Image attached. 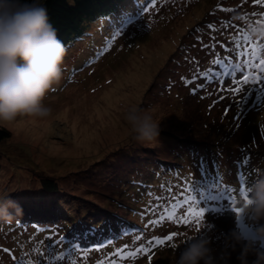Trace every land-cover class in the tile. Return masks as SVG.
Returning a JSON list of instances; mask_svg holds the SVG:
<instances>
[{
  "label": "rangeland",
  "instance_id": "rangeland-1",
  "mask_svg": "<svg viewBox=\"0 0 264 264\" xmlns=\"http://www.w3.org/2000/svg\"><path fill=\"white\" fill-rule=\"evenodd\" d=\"M129 2L127 16L98 18L65 46L62 78L43 101L52 110L48 118L20 117L0 126L10 132L0 141V196L16 198L30 189L34 200L41 195L45 204L75 209L48 227L0 221V264H175L194 230L210 239L218 264H241L242 244L231 234L256 239L233 206L244 202L245 170L264 169L243 149L246 139L264 141V91H257L264 90V72L256 67L264 59V41L247 36L250 22H264V0ZM230 64H241L242 71L229 77L224 69ZM130 107L160 125L154 142L133 138L124 118ZM255 128L261 132L250 131ZM216 136L225 138L224 152L209 150L211 160L198 159L205 139ZM179 138L186 142L178 144ZM43 175L57 182L58 195L40 193L32 183ZM221 188L228 195H205L173 212L185 195L199 200L201 192ZM122 203L129 207L118 211L115 205ZM193 206L206 210L199 226L195 219L181 221ZM134 219L137 227L131 228ZM137 249L148 251L127 255ZM69 252V259H60ZM246 259L252 264L256 256Z\"/></svg>",
  "mask_w": 264,
  "mask_h": 264
},
{
  "label": "clouds",
  "instance_id": "clouds-1",
  "mask_svg": "<svg viewBox=\"0 0 264 264\" xmlns=\"http://www.w3.org/2000/svg\"><path fill=\"white\" fill-rule=\"evenodd\" d=\"M247 36L252 41H264V22H250ZM66 52L49 22L47 9L38 0H0V126L20 117L45 119L51 115L52 110L43 101L62 78ZM124 118L137 142L152 143L160 136V125L144 110L130 107ZM246 192L237 218H247L256 239L245 242L237 232L231 239L242 244L241 264H248L249 253L256 256L252 264H264V169L253 170ZM11 209L22 211L10 197L0 196V217L10 218ZM194 231L195 235L182 241L186 246L175 264H218L210 239L198 235L200 230Z\"/></svg>",
  "mask_w": 264,
  "mask_h": 264
},
{
  "label": "trees",
  "instance_id": "trees-1",
  "mask_svg": "<svg viewBox=\"0 0 264 264\" xmlns=\"http://www.w3.org/2000/svg\"><path fill=\"white\" fill-rule=\"evenodd\" d=\"M21 2L32 3L33 0H21ZM38 2L47 9L49 22L56 30L58 39L61 40L65 46L68 45L71 41L85 34V31L88 28V26H90L91 22L96 21L98 18L101 19L104 17H108V18L117 17L118 19H120L123 18L124 16H127L129 14V9H130L129 0H38ZM122 7H124V10L126 11L125 13H120V9ZM236 38H238L237 39L238 42L240 38L239 37ZM255 129L257 130H250V131H256V133L260 131L258 128ZM9 136H10V132L8 130L0 129V141ZM173 136L174 135H172V137ZM256 137H259V135H257ZM173 141L174 140H172L171 142ZM177 141L178 144L179 143L184 144V142H186L185 140L180 141V138L177 139ZM205 141L207 142V146H206L207 149L204 150L205 152H201L200 154L196 152H192L191 155L193 157L198 154V159L202 160L206 158L207 160L209 156L206 155L209 154V150L215 153L217 151L222 153L224 152V148L227 145L225 138H222L221 136H216L210 140L205 139ZM205 141H203V143H205ZM245 141H246L245 142L246 145L244 144L243 147L245 152L249 153L252 156H258L261 159V162L264 164V141L261 142L259 138H255V140L246 139ZM223 143L225 144V146ZM186 148L183 147L182 150L185 159L187 152ZM170 151L177 152L179 151V149L177 147L170 146ZM211 157L214 159V155ZM206 160L204 161V163H206ZM209 160L211 159L209 158ZM252 176H253V170H245V175H244L245 179L244 181H242L243 188L246 189L247 184L249 180L252 178ZM32 181H33L32 183H36V185L38 184L41 190L40 193H44L48 195H58L60 193V189L56 186L57 182H55V180H50V178H47L44 175L36 176L35 178L32 179ZM24 193H21L22 195H19L18 197L15 195L16 198L15 197L12 198L11 196H9L12 201H14L16 204L20 206V209L22 211L17 212L15 209H11L10 218L2 217V219L0 218L1 222L6 219L7 223L5 224H10L11 222H14L15 224L18 223V227L22 226V224L25 227H28L29 225L32 224H40L41 227L46 225V227H48L49 224H51L56 219H65L70 216L69 213H73L75 211V209L72 211H68V210L64 211L60 208V206L57 207L56 204L55 205L45 204L42 202V199H47V198H42L41 195L38 198L39 200L37 199L34 200L30 195V189L24 191ZM115 206L116 208H118V211H121L122 209L121 206L127 209L129 207L127 204L124 203ZM125 214L128 215L129 217L128 213ZM132 215L130 216L133 217ZM126 221H130V220H124L123 223ZM135 222H137L136 219H134V222H132L134 226H131V228L137 227ZM4 227L7 229L6 225H4ZM249 229L252 230L255 234L253 227H250Z\"/></svg>",
  "mask_w": 264,
  "mask_h": 264
},
{
  "label": "snow or ice",
  "instance_id": "snow-or-ice-1",
  "mask_svg": "<svg viewBox=\"0 0 264 264\" xmlns=\"http://www.w3.org/2000/svg\"><path fill=\"white\" fill-rule=\"evenodd\" d=\"M209 27H212V25H209ZM240 54L241 55H247L248 53H247V51H245V52H242ZM252 55H253V58H255V56H256L255 50L253 51ZM243 63L244 64H249L250 62L247 61V60H245ZM261 65H264V59L260 60L259 64L256 65V67L260 68V71L261 72H264V67H260ZM240 71H242V65L241 64H230L227 68L224 69V72H226L229 77L235 76L236 73L237 72H240ZM208 75L209 76H217V77H219V76H222L223 73H221V72L211 73L210 72ZM247 82H248V77H245L244 83H247ZM189 83H191V81H189ZM236 83L239 84V81H236ZM200 87H203V85H197V88H200ZM240 90H241L240 87H237L236 89H234V92H239ZM194 91H195V89H194ZM251 91L252 90H249L247 93H245V95L242 98V104H247L248 103V100H249V98L251 96ZM257 91H264V90H257ZM245 163H247V160H245ZM240 179H241V181H244L245 177L244 176H241ZM184 191H185V193H187L188 191H190V189H185ZM240 192L242 193L243 199L245 201L247 199L246 189L242 187L240 189ZM214 193L215 194H213V191H208L206 194L204 192H201L200 193L199 200H196V197H194V196H187V195H185V198H184L183 201H179L178 200L176 203H174L172 205L173 212L175 211L176 208L180 207L181 204H187L191 200H195V202L197 204H199L200 201L205 197V195H207V197L209 199H213V200L216 199L218 196L228 195L227 190L226 189H223V188L218 189ZM229 198H230V201H235L236 200V197L234 195L229 196ZM173 199H175V198H173ZM165 211H167V209H165ZM205 211L206 210L203 207H200L199 209H197L195 206L190 207L188 209V216L187 217H181V221L184 222V223H190L191 220L195 219L197 225L199 226L200 221L203 220V218H204ZM233 211L237 215H239L240 208L233 206ZM161 219H163V217H161ZM166 239L170 241V240L173 239V237L172 236H169ZM62 240H63V238H61V241H57V243L62 242ZM156 243L157 244H163L164 243V240H157ZM149 244H152V241H149ZM140 251L147 252L148 249H137L136 252L128 253L127 255L135 256L136 253L137 252H140ZM71 255H72V252H69L68 253V256H66V257H60V259H69V257H71ZM50 259H51V257H50ZM21 264H22V262H21ZM69 264H75V261L74 260H69ZM113 264H115V262H113Z\"/></svg>",
  "mask_w": 264,
  "mask_h": 264
},
{
  "label": "bare ground",
  "instance_id": "bare-ground-1",
  "mask_svg": "<svg viewBox=\"0 0 264 264\" xmlns=\"http://www.w3.org/2000/svg\"><path fill=\"white\" fill-rule=\"evenodd\" d=\"M37 200H39V199H37Z\"/></svg>",
  "mask_w": 264,
  "mask_h": 264
}]
</instances>
